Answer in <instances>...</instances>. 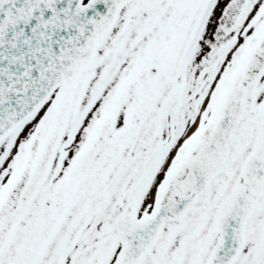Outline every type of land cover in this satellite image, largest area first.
I'll return each mask as SVG.
<instances>
[{"label": "snow or ice", "instance_id": "obj_1", "mask_svg": "<svg viewBox=\"0 0 264 264\" xmlns=\"http://www.w3.org/2000/svg\"><path fill=\"white\" fill-rule=\"evenodd\" d=\"M0 264H264V0H0Z\"/></svg>", "mask_w": 264, "mask_h": 264}]
</instances>
